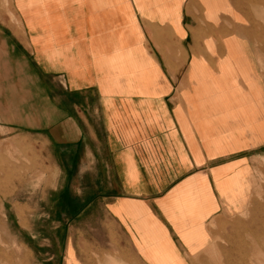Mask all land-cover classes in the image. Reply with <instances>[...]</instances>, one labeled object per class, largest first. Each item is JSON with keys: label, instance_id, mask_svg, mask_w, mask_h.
<instances>
[{"label": "crops", "instance_id": "0c3cea01", "mask_svg": "<svg viewBox=\"0 0 264 264\" xmlns=\"http://www.w3.org/2000/svg\"><path fill=\"white\" fill-rule=\"evenodd\" d=\"M242 21L236 0H0V124L20 122L16 91L25 115L37 91L42 127L103 173L78 181L94 190L72 219L95 222L83 243L73 228L72 264L76 246L104 264H200L239 231L264 145V75Z\"/></svg>", "mask_w": 264, "mask_h": 264}, {"label": "rangeland", "instance_id": "374dc122", "mask_svg": "<svg viewBox=\"0 0 264 264\" xmlns=\"http://www.w3.org/2000/svg\"><path fill=\"white\" fill-rule=\"evenodd\" d=\"M236 1L242 22L253 36L256 66L264 75V0ZM43 81L53 99L71 101L69 96L57 91L56 82L50 78ZM37 85L33 76L32 89L37 90ZM33 94L37 95L32 98L31 113L25 115L18 106L29 102L16 91L12 96L16 108L10 111H15L17 117L10 114L9 117L20 122L0 124V264H72L73 228L76 244L78 234L83 243L87 239L86 226L95 222L86 217L72 219L94 190L87 183L79 189L78 181L88 182L97 172L88 171L87 163L81 165L80 144L56 141L42 127L40 120L48 105L37 91ZM40 106H44L42 113ZM25 119L29 122L25 123ZM255 151L249 198L235 213L240 229L233 226L234 238L224 240L222 251L208 252V258L200 264H264V145L257 146ZM102 174L98 172L97 176L102 178ZM76 249L81 264H104L103 252L87 246L79 252L77 246Z\"/></svg>", "mask_w": 264, "mask_h": 264}, {"label": "bare ground", "instance_id": "6f19581e", "mask_svg": "<svg viewBox=\"0 0 264 264\" xmlns=\"http://www.w3.org/2000/svg\"><path fill=\"white\" fill-rule=\"evenodd\" d=\"M20 22V21H19ZM20 25V24H19ZM20 28H22V27H20ZM206 67V66H205ZM235 99V98H234ZM264 253V252H263Z\"/></svg>", "mask_w": 264, "mask_h": 264}]
</instances>
